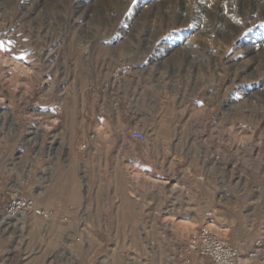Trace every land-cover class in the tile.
I'll use <instances>...</instances> for the list:
<instances>
[{"label": "rangeland", "instance_id": "obj_1", "mask_svg": "<svg viewBox=\"0 0 264 264\" xmlns=\"http://www.w3.org/2000/svg\"><path fill=\"white\" fill-rule=\"evenodd\" d=\"M199 5V0H0V212L7 191L17 186L39 206L57 199L82 207V216L111 213L131 222L102 226L77 220L60 239L49 225L32 222V214L21 233L0 219V264H84V257L91 264L196 261L188 243L202 224L179 219L189 218L197 198L217 184L209 173L218 165L207 164V172L193 179L90 176L95 154L88 152L91 146L81 148L89 135H129L84 130L71 111L79 106L81 77L96 57L123 61L139 53L153 69L173 60L182 75L191 70L209 77L215 104L210 121L231 117L237 154L232 186L245 201L246 223L251 227L255 219L253 227L264 230V45L253 41L256 33L264 34V0H211L207 12ZM200 101L202 109L208 106L207 98ZM145 134L149 138L155 131ZM200 206L204 214L201 200ZM95 236L104 241L97 252L89 247Z\"/></svg>", "mask_w": 264, "mask_h": 264}, {"label": "crops", "instance_id": "obj_2", "mask_svg": "<svg viewBox=\"0 0 264 264\" xmlns=\"http://www.w3.org/2000/svg\"><path fill=\"white\" fill-rule=\"evenodd\" d=\"M142 55L137 53L123 61L110 56L96 57L86 69L85 79L81 77L77 87L79 106L71 111L79 114L82 128L128 131L129 134L127 137H97L90 140L88 152L95 154V160H90L89 175L98 178L143 175L193 179L207 172V164H217L218 170L209 173L217 184L207 194L203 193L197 198L195 207L190 209L189 218L179 221L189 226L198 223L210 225L218 236L237 246L242 254L246 253L254 240L264 239V230L253 227L255 219L251 227L246 223L248 214L243 209L245 201L236 196L237 192L232 186L234 151L230 115H224L220 121H210L215 104L210 101L211 83L206 74L200 76L190 70L186 76L182 75L173 60L159 63L153 69ZM200 97L207 98L208 106L204 109ZM133 130L144 133L153 130L155 134L139 141L131 136ZM239 146L241 154L245 145L241 141ZM70 170L69 167L65 168L66 172ZM220 182L222 185H218ZM200 200L205 203V208L212 207L211 219L204 218L200 211ZM72 205L57 199L49 203L41 202L40 206L50 211V218L45 220L33 215L32 222L49 225V229H53L60 239L77 220L102 226L131 224L126 220L120 222V218L111 213L82 216L78 213L82 207ZM99 210L105 211L107 208L101 207ZM91 239L89 247L95 252L103 247L104 241L98 236ZM58 242L60 244L62 241ZM82 261L91 264L88 257Z\"/></svg>", "mask_w": 264, "mask_h": 264}, {"label": "built area", "instance_id": "obj_3", "mask_svg": "<svg viewBox=\"0 0 264 264\" xmlns=\"http://www.w3.org/2000/svg\"><path fill=\"white\" fill-rule=\"evenodd\" d=\"M131 136L139 141L147 139L146 134L141 130L131 131ZM92 139L93 134H90L89 138L81 144V148L88 147ZM6 194V202L0 212L1 223L18 222L27 214L39 216L45 220L50 218V211L37 205L36 201L27 196L20 187H12ZM203 216L205 219H211L212 207L208 208ZM188 248L197 256L194 264H250L255 259H264L263 239H256L252 248L242 254L237 246L220 238L217 232L206 224L198 226L191 234Z\"/></svg>", "mask_w": 264, "mask_h": 264}, {"label": "bare ground", "instance_id": "obj_4", "mask_svg": "<svg viewBox=\"0 0 264 264\" xmlns=\"http://www.w3.org/2000/svg\"><path fill=\"white\" fill-rule=\"evenodd\" d=\"M219 1V0H218ZM163 2V1H162ZM200 2V5H199V8L202 9L203 11L207 12L209 11V5H211V0H199ZM216 2V1H215ZM214 3V2H213ZM215 4V3H214ZM148 5V4H147ZM152 5V4H150ZM224 5V4H223ZM184 7V6H183ZM153 8V7H152ZM225 8V7H224ZM223 8V9H224ZM149 13V12H148ZM256 12L252 14V17L254 18L256 16ZM203 21V19H202ZM202 23V22H201ZM200 23V24H201ZM261 41V45H264V34L262 32H258L256 33L254 36H253V41L256 42V43H259ZM260 46V45H259ZM248 53L246 52L244 55H242V57H245L247 56ZM248 66V65H247ZM251 66V65H250ZM247 69V68H246ZM252 69V68H251ZM5 227V226H4ZM8 227H12L13 229H17V231L19 233L23 232V228H24V219L21 218L19 219V221L17 223H15V225H10L9 222H7L6 224V227L5 228H8Z\"/></svg>", "mask_w": 264, "mask_h": 264}]
</instances>
